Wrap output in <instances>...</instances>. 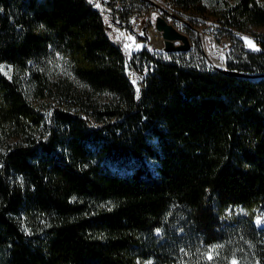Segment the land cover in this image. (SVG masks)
<instances>
[{"label": "trees", "instance_id": "1", "mask_svg": "<svg viewBox=\"0 0 264 264\" xmlns=\"http://www.w3.org/2000/svg\"><path fill=\"white\" fill-rule=\"evenodd\" d=\"M260 1L217 10L234 39ZM127 2L0 0L1 264H264V31L226 69L129 55Z\"/></svg>", "mask_w": 264, "mask_h": 264}, {"label": "rangeland", "instance_id": "2", "mask_svg": "<svg viewBox=\"0 0 264 264\" xmlns=\"http://www.w3.org/2000/svg\"><path fill=\"white\" fill-rule=\"evenodd\" d=\"M126 1H128L127 7L133 11L131 15L134 20V25L132 29L123 28L118 25L116 27L119 28L117 29V37L129 55L131 53H137L142 49H149L155 57L163 60H177L189 66L208 68L211 65L210 59L215 60L217 58L222 64L227 62V53L235 43H237V47L243 49L251 51L260 50L256 36L257 33L264 31V27H254L250 31L243 32L240 38L234 39L233 34L227 32L222 26V19L217 12L219 9L227 6V4H234L238 0H202L201 5H203V9L196 10L195 8L193 10L175 13L169 19V22L188 36L191 48L187 51H166L164 48L156 49L155 47H146V43L149 41L146 29L142 27L141 31H137V28H139V25L147 17L146 15L149 11H151L153 19L156 14H160L158 10L160 7L156 3H161L157 1L143 2L141 0ZM260 4L264 6V0L260 1ZM114 7L116 8V6ZM244 37L252 40L255 48L249 47ZM152 40L153 38L151 36V42ZM178 42L176 41V43ZM224 53L226 55L225 60L222 58V54ZM69 65L70 62L67 57L57 54L51 64V74L53 76L69 74ZM147 67L148 63H139L140 72L142 70L141 74L145 73ZM140 72H137L138 75H140ZM0 74L11 78L14 74L13 66L7 63H0ZM1 255L2 251L0 250V264Z\"/></svg>", "mask_w": 264, "mask_h": 264}, {"label": "water", "instance_id": "3", "mask_svg": "<svg viewBox=\"0 0 264 264\" xmlns=\"http://www.w3.org/2000/svg\"><path fill=\"white\" fill-rule=\"evenodd\" d=\"M153 2L152 0H150ZM161 9L164 10L162 5L156 3ZM175 15V14H174ZM173 15V16H174ZM177 17V16H175ZM155 20V27L161 31L164 37V50L166 51H187L191 48V43L188 36L178 30L171 22H169L163 15L156 14L154 16ZM176 41H179L176 43ZM225 53L222 54V58L225 60ZM214 63V66L219 69H226L227 62L223 63L222 65L218 63L216 60H211ZM224 66V67H222Z\"/></svg>", "mask_w": 264, "mask_h": 264}, {"label": "built area", "instance_id": "4", "mask_svg": "<svg viewBox=\"0 0 264 264\" xmlns=\"http://www.w3.org/2000/svg\"><path fill=\"white\" fill-rule=\"evenodd\" d=\"M123 0H115V6L116 8L118 9H123V3H122ZM152 1H157L159 3H161L160 5H162V7L164 8L163 9H158L159 10V13L161 15H163L168 21L169 19L175 14V13H180L182 12V10H179L177 8H175V6L170 3L169 1L167 0H152ZM147 17L142 21V23L139 25V28H137V31H141V28L144 27L146 29V34L147 36L149 37V41L146 43V47H156L154 46V44H152L151 42V34L150 32L153 30V31H159L161 33L160 30H158L156 27H155V20L153 19L152 17V13L151 11H149L146 15ZM162 35V33H161ZM164 47V45H163ZM148 51H150L149 49H146ZM151 52V51H150ZM214 60V59H212ZM216 61L220 62L217 58L215 59ZM210 64H213V62H210ZM224 67V66H222Z\"/></svg>", "mask_w": 264, "mask_h": 264}, {"label": "bare ground", "instance_id": "5", "mask_svg": "<svg viewBox=\"0 0 264 264\" xmlns=\"http://www.w3.org/2000/svg\"><path fill=\"white\" fill-rule=\"evenodd\" d=\"M150 34H151V36H152V38H153V40H152V44H154V46H156L155 48L156 49H161V48H163V45H164V38H163V36L161 35V33L159 32V31H151L150 32ZM218 63H220L221 65H222V63L221 62H218Z\"/></svg>", "mask_w": 264, "mask_h": 264}, {"label": "snow or ice", "instance_id": "6", "mask_svg": "<svg viewBox=\"0 0 264 264\" xmlns=\"http://www.w3.org/2000/svg\"><path fill=\"white\" fill-rule=\"evenodd\" d=\"M244 39H245V41L249 47L255 48V44L252 40H250L248 37H244ZM209 258H211V257L209 256ZM233 264H236V262L234 261Z\"/></svg>", "mask_w": 264, "mask_h": 264}]
</instances>
